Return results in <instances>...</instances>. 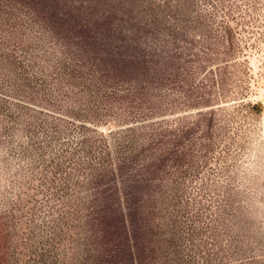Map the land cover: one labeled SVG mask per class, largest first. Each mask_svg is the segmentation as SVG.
Returning <instances> with one entry per match:
<instances>
[{"label":"rangeland","instance_id":"obj_1","mask_svg":"<svg viewBox=\"0 0 264 264\" xmlns=\"http://www.w3.org/2000/svg\"><path fill=\"white\" fill-rule=\"evenodd\" d=\"M0 264H264V0H0Z\"/></svg>","mask_w":264,"mask_h":264}]
</instances>
